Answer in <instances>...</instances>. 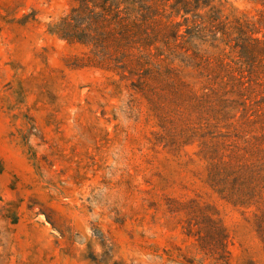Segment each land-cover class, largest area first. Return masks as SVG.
<instances>
[{
    "label": "rangeland",
    "instance_id": "374dc122",
    "mask_svg": "<svg viewBox=\"0 0 264 264\" xmlns=\"http://www.w3.org/2000/svg\"><path fill=\"white\" fill-rule=\"evenodd\" d=\"M71 3L0 0V264H224L198 245L207 211L225 264H264L251 213L205 184L202 162L179 164L145 104L50 32Z\"/></svg>",
    "mask_w": 264,
    "mask_h": 264
},
{
    "label": "trees",
    "instance_id": "16d2710c",
    "mask_svg": "<svg viewBox=\"0 0 264 264\" xmlns=\"http://www.w3.org/2000/svg\"><path fill=\"white\" fill-rule=\"evenodd\" d=\"M243 1L249 10L233 0H72L50 32L83 48L75 64L109 73L106 83L145 104L154 141L179 164L202 162L205 184L251 213L264 249V0ZM203 218L198 245L227 263L225 228Z\"/></svg>",
    "mask_w": 264,
    "mask_h": 264
}]
</instances>
